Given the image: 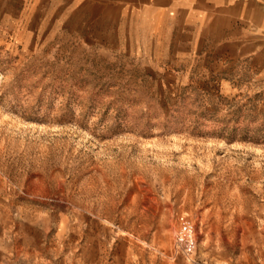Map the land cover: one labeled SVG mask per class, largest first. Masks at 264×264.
I'll return each mask as SVG.
<instances>
[{"label": "rangeland", "instance_id": "1", "mask_svg": "<svg viewBox=\"0 0 264 264\" xmlns=\"http://www.w3.org/2000/svg\"><path fill=\"white\" fill-rule=\"evenodd\" d=\"M59 1L0 19V264H264V60Z\"/></svg>", "mask_w": 264, "mask_h": 264}, {"label": "crops", "instance_id": "2", "mask_svg": "<svg viewBox=\"0 0 264 264\" xmlns=\"http://www.w3.org/2000/svg\"><path fill=\"white\" fill-rule=\"evenodd\" d=\"M72 14L92 3L100 7H114L116 23L130 24L125 36L150 42L175 35L181 45L194 47L187 53L195 56L212 54L218 47H229L243 55L258 56L264 60V4L262 0H65ZM11 2L15 9H10ZM55 6L58 19L59 0H0V19L16 24L24 15L41 13L43 5ZM31 17V18H32ZM25 28V25L22 26ZM31 29V26L28 27ZM119 30V25L115 27ZM123 29V28H122ZM175 45V42L173 43ZM204 47H208L203 51ZM217 61L216 58H214Z\"/></svg>", "mask_w": 264, "mask_h": 264}, {"label": "built area", "instance_id": "3", "mask_svg": "<svg viewBox=\"0 0 264 264\" xmlns=\"http://www.w3.org/2000/svg\"><path fill=\"white\" fill-rule=\"evenodd\" d=\"M173 245L175 250L186 258H190L196 253L197 240L194 227L184 216L178 218V229L174 236Z\"/></svg>", "mask_w": 264, "mask_h": 264}]
</instances>
